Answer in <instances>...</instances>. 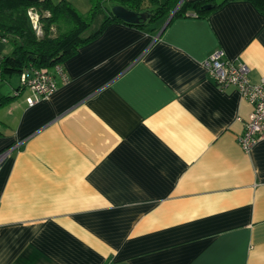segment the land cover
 <instances>
[{
  "label": "crops",
  "instance_id": "1",
  "mask_svg": "<svg viewBox=\"0 0 264 264\" xmlns=\"http://www.w3.org/2000/svg\"><path fill=\"white\" fill-rule=\"evenodd\" d=\"M215 48L264 78V13L109 23L33 105L0 79V264H264V138L238 143L252 105L208 75Z\"/></svg>",
  "mask_w": 264,
  "mask_h": 264
},
{
  "label": "trees",
  "instance_id": "2",
  "mask_svg": "<svg viewBox=\"0 0 264 264\" xmlns=\"http://www.w3.org/2000/svg\"><path fill=\"white\" fill-rule=\"evenodd\" d=\"M89 0L86 12L69 0H0V37L11 44V51L0 58V79L19 73L28 65L49 68L73 55L84 43L97 37L112 22L145 28L164 15L172 17L205 14L228 0ZM264 13V0H249ZM122 5L135 12H148L144 21L128 23L116 17L111 6ZM210 5V8H205ZM37 10L41 35L33 27L28 11ZM193 10V11H190ZM101 16V17H100ZM100 17L98 27L90 30ZM20 86V84H19ZM20 87H18L19 89ZM13 96L0 97V105Z\"/></svg>",
  "mask_w": 264,
  "mask_h": 264
},
{
  "label": "built area",
  "instance_id": "3",
  "mask_svg": "<svg viewBox=\"0 0 264 264\" xmlns=\"http://www.w3.org/2000/svg\"><path fill=\"white\" fill-rule=\"evenodd\" d=\"M28 14L33 27L40 29L38 16L35 15L36 20L34 21L32 18L34 14L30 10ZM2 40L6 41L5 38H2ZM204 66L208 75L219 88L235 86L240 96L251 103L252 109L248 120L244 124V130L237 136L240 146L245 151H248L257 140L264 138V78L252 81L248 75V66L243 62L226 57L224 50L221 48H215L209 53L204 60ZM53 68L54 70L28 65L20 72L19 89H28L30 91L26 97L28 105H33L56 90L55 73L64 82L68 80L59 63L54 64ZM10 151L11 147L0 151V167Z\"/></svg>",
  "mask_w": 264,
  "mask_h": 264
},
{
  "label": "rangeland",
  "instance_id": "4",
  "mask_svg": "<svg viewBox=\"0 0 264 264\" xmlns=\"http://www.w3.org/2000/svg\"><path fill=\"white\" fill-rule=\"evenodd\" d=\"M74 2L73 5L81 12H86L89 7H90V2L89 0H73ZM112 9V6L110 7ZM31 11L32 14V18L33 20L35 21L36 18H35V15L38 16V20H39V14L37 12V10H35L34 8H30L29 9ZM101 17V16H100ZM100 17H98L96 20H94V22L92 23L91 27H90V30H94L98 27L99 23H100ZM38 24H39V21H38ZM37 31V34L41 35V30L40 29H36ZM4 44V43H3ZM5 48H6V51H9V49H11V44L10 43H5L4 44ZM20 80V75L19 73H12L10 76H8L7 78L4 79V87L5 88V91L3 92L4 94L8 93L9 91V82L11 81V84H15V82H19Z\"/></svg>",
  "mask_w": 264,
  "mask_h": 264
},
{
  "label": "water",
  "instance_id": "5",
  "mask_svg": "<svg viewBox=\"0 0 264 264\" xmlns=\"http://www.w3.org/2000/svg\"><path fill=\"white\" fill-rule=\"evenodd\" d=\"M205 8H210V5H205ZM111 11L116 17L128 23L144 21L148 15V12H135L122 5H113Z\"/></svg>",
  "mask_w": 264,
  "mask_h": 264
}]
</instances>
